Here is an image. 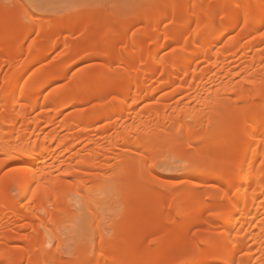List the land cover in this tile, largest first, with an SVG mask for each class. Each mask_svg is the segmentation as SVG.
Segmentation results:
<instances>
[{
	"label": "rangeland",
	"instance_id": "1",
	"mask_svg": "<svg viewBox=\"0 0 264 264\" xmlns=\"http://www.w3.org/2000/svg\"><path fill=\"white\" fill-rule=\"evenodd\" d=\"M23 1L26 3L28 10L34 12L37 18L48 17L50 14H56L61 19L64 18L67 26L64 27L65 32L63 35L67 38L62 39V41H65L64 44L51 52V54L39 60H33L38 54L39 48L47 49L55 43V36L39 35L38 25L35 26L34 32L24 42L21 34L9 33L10 42L6 45L0 44V54L4 55L3 51L5 50L18 51L21 45L24 47L25 52L12 65L3 64L0 70V88H6L5 86L13 79L14 75L29 63V67L25 70L22 77L21 86L22 88H33L34 94L26 98L25 103L28 105L36 101L42 103L43 100L52 94L60 92L59 99L62 100L60 105H44L45 107H42L43 104L40 105V103L31 112L29 120L30 122H34L37 118H42L43 120L37 128L38 130H36V139H39V141L46 140L49 137L54 139L53 142L49 143L51 144L50 154L43 162L42 167L47 170L48 179L58 181L62 185L56 189L58 202L46 196H41L36 201H31L30 196L22 197L20 186L11 177L12 173L23 170L19 165L20 161L10 160L11 157L0 151V256L3 251L12 252L9 258H0V264H16L21 258H24L23 264H28L27 260L31 257H36L40 262V259L45 254H48L50 258L44 264H87L88 258L94 249L102 242H105L106 248L104 253L96 258V264H104V262L107 264H185L194 256L198 247H205L203 241L211 234L214 233L217 242H220L228 229L222 225L220 220L213 217L214 213L211 210H206L204 212L205 223L196 224L188 230L172 232L170 241L161 248L160 253L145 263L133 261L134 251L132 249L126 251L123 248L129 238L142 239L153 247L157 242L165 238L166 231L171 230L173 226H179L184 223V212H182L181 216L175 218V222H168L173 212L172 208L167 205V199L170 197H175L178 202H181L184 196L192 195V197L202 199L208 205L221 204L218 200L219 197L224 191H228V185L235 181L233 173L224 171L222 181L202 178L195 172L203 165L201 158L192 159L189 157L195 150H202L204 156L209 158L205 163L211 162L212 159L217 157V154L227 156L225 158L226 162H231L241 143V136L246 123H239L235 134H226L227 123L225 121L216 123V113L219 110V104L227 100H232L233 103L230 110L227 111L229 114L241 113L245 104L243 101L238 100L237 96L233 94H221L216 106L212 109H202L205 122L203 121L195 127L196 140L191 146L181 147L177 150L163 149L157 153L154 177L150 175L141 176L143 182L152 191L159 193V195L141 205L132 203L134 196L131 195L130 187L125 182L128 177L127 173L116 175L115 172L109 171V168H107L119 162L116 158L118 153H122L126 156V159H130L133 162H137V160L142 158L143 150L141 147L133 144L121 148L114 146L121 133H125L126 127L134 123L137 124L135 114H132L131 119L127 122H118L117 125L109 124L107 121L89 125L86 120L80 121L81 118H79L82 113L91 112L103 104L105 106L111 105L115 98L119 99L125 80L118 76L112 79L101 77L107 60L89 56L94 52V48L86 44L90 35L79 37L77 32L71 30L73 24L81 16L93 11L96 15V22L100 25H105V27H108L113 22L121 25L125 22L133 21L128 29L130 36H133L141 34L145 30V23L136 21L135 18L137 16H143L149 12H163L165 9H169V5L172 2L179 3L181 1ZM253 1L255 6L260 3V0ZM11 3L12 0H0L1 28H5L7 25L12 26L14 23L17 24L18 20L20 22L23 19L22 16L17 20H12L13 22L10 20L7 23L5 21ZM207 5L215 8L222 7V5L212 1L207 3ZM47 17L45 18L47 19ZM221 17L222 15L217 13L215 18L220 21ZM49 18L47 20L50 21L52 17L50 16ZM170 25L171 22L169 20L164 21L161 25V34L158 39L160 44L167 38L165 31ZM240 26L228 33L229 35L224 36V41L222 40L223 43L221 42L218 48L223 47L227 41L238 37ZM263 37L264 24L257 34L248 36L245 39V43L253 44L256 38ZM145 44L148 46L147 54L150 55L153 52L154 44L149 41H146ZM253 45L252 48L246 51V54H241L236 59L231 60L228 65V67L238 72V76L233 79L235 83L244 82L242 76L253 70L261 71L260 80L261 83L264 82V62L262 64L258 62L259 56L264 57V41ZM111 47L118 56H123L127 50L126 43H111ZM176 51H179L178 45H173L163 49L161 54L163 56ZM115 61L113 70L115 75H119L122 72L123 64ZM206 65H201V68ZM249 65L252 68H249ZM66 67L70 68L64 78H60L42 88V85L51 78L59 76ZM86 77H92V80L82 83V79ZM161 78V76H157L155 81L151 82V86L144 91L141 96L144 101L142 100V103L137 106V111H142L143 108L153 103L158 106L159 101L163 100L164 96V99L169 98L167 93H171L172 88L154 90L159 85ZM247 86L244 84L245 89ZM105 92L111 93L112 96H108L105 100H94L87 105L77 104L69 106L64 104L75 98H83L91 94ZM171 94L170 97H174V99L166 104L161 103L160 106L164 109L168 118L176 119L183 108L180 102L183 100H181L183 93L172 96ZM1 100L0 93V102ZM252 102L255 105L263 104V100L260 98H255ZM19 111L17 107L16 112L18 113ZM0 112H2L1 104ZM46 117L52 121L50 124L45 121ZM212 120L214 123L211 126H207L206 122ZM186 122L188 120L181 119L178 123L169 122L167 124L171 134L167 143L176 134L177 124L183 127ZM86 125L87 127H84ZM8 128V126H5L4 131H7ZM63 141L67 143L63 144ZM94 151H102V156L97 160V167H82L81 160ZM137 177L134 173L132 179L135 180ZM80 179L85 182V187L82 190H76L73 188L74 183H78L79 181L77 180ZM70 182H73L72 188H68V183ZM213 197L217 199L213 200ZM17 199H21V202L15 208V212H13L11 211V202ZM184 204H187V202ZM16 212L21 215L31 216L32 227L29 226L30 220L28 218H20ZM52 217L57 220L50 222ZM140 224L141 227H137ZM156 224L163 227L154 229L153 226ZM6 234L16 236L17 239L7 241L5 240ZM239 238L237 229L233 230L230 235V250L235 249ZM26 247H28V250L24 251ZM173 251H179L181 254L170 262H163L164 258ZM245 253L246 251L244 250L237 251L236 259L241 260ZM147 257L148 253L143 252L141 258L145 259ZM211 258V255H206L202 256L201 260L205 262L204 264L206 262L207 264H224L222 262H214Z\"/></svg>",
	"mask_w": 264,
	"mask_h": 264
},
{
	"label": "bare ground",
	"instance_id": "2",
	"mask_svg": "<svg viewBox=\"0 0 264 264\" xmlns=\"http://www.w3.org/2000/svg\"><path fill=\"white\" fill-rule=\"evenodd\" d=\"M179 1L181 2H172L169 9H165L163 12H149L143 16H137L136 21L145 23V30L143 33L133 36L128 33L133 21L121 25L113 22L105 27V25L96 22V15L93 11L81 16L73 24L71 30L77 32L79 37L90 35L86 44L93 47L94 52L89 56L107 60L101 77L112 79L118 76L125 80L119 99L115 98L111 105L105 106L103 104L91 112L82 113L79 118H81L80 121L86 120L89 125L101 121L117 125L118 122H127L131 119L132 114H135L137 124L134 123L126 127L125 133H121L114 146L121 148L133 144L141 147L143 150L142 158L133 162L126 159L122 153H118L116 158L119 162L107 168L109 171L115 172L116 175L127 173L128 177L125 182L130 187V193L136 201L132 203L141 205L159 195L142 180L143 175H154L157 153L163 149L177 150L181 147L191 146L196 140L195 127L205 120L202 109H212L216 106L219 96L223 93L236 95L238 100L245 103L243 111L238 114H229L227 111L233 105L232 100L223 101L219 104L215 119L216 123L222 121L227 123L226 134H235L239 123H246L235 157L230 163H227L225 160L227 156L217 154V157L211 162L205 163L209 158L204 156L202 150H195L189 157L192 159L201 158L203 165L195 172L202 178L222 181L224 171L233 173L235 181L228 185L230 191H224L219 197L218 200L221 204L208 205L202 199L192 197V195L184 196L181 202H178L175 197H170L167 199V205L172 208L173 212L168 222H175V218L184 212V223L173 226L171 230L166 231L165 238L153 247L142 239L129 238L123 248L126 251L130 249L134 251L133 261L145 263L160 253L161 248L170 241L172 232L188 230L196 224L205 223L204 212L211 210L214 213L213 217L227 227V233L220 242H217L214 233L211 234L203 241L205 247H198L194 256L185 264H204L205 262L201 260V257L206 255H211L214 262L224 264H264V148L262 149L264 147V82L261 83L260 80L261 71L253 70L242 76L245 83H235L233 79L238 76V72L228 67L231 60L236 59L241 54H246V51L254 46L253 44L264 41L263 37L256 38L253 44L245 43V39L250 35L257 34L264 24V0H260L257 6L254 5L253 0ZM211 1L222 5V7L215 8L207 5ZM217 13L222 15L220 21L215 18ZM52 15L54 14L45 16L47 19H50L51 16L53 19L51 18L50 21L41 15V18H37L34 12L28 10L23 0H12L5 21L9 23L10 20L14 21V19L17 20L22 16L23 19L20 22L18 20L17 24L14 23L15 25H7L10 27H0V44L6 45L10 42L8 35L11 32L21 34L24 42L34 32L35 26L38 25L39 35L55 36L56 41L50 48H39L38 54L33 60H39L51 54L64 44L65 41L62 39L67 38L63 35L64 27L67 26L66 20L56 16V14L54 15L55 18ZM166 20H169L171 25L165 31L167 38L160 44L158 39L161 34V25ZM239 26L241 29L238 37L227 41L223 47L218 48L224 36ZM146 41L154 44L153 52L150 55L147 54ZM111 43H126L125 54L118 56L112 49ZM173 45H178L179 51L162 56V50ZM24 52L22 45L18 51H3L4 55L0 54V62H3L0 64V70L3 64L12 65ZM263 58V56H259L258 62L260 64L264 62ZM114 61L123 64L122 72L119 75H115L113 70ZM203 64L207 65L201 68ZM28 67L29 63L14 75L13 79L5 86L6 88H0L2 98L0 102L2 108V112H0V151L11 157L10 160L20 161L19 165L23 170L12 173L11 177L20 186L22 197L30 196L31 201H36L41 196H46L58 202L56 189L62 184L48 179L47 170L42 167L43 162L50 154L51 144L49 143L53 142L54 139L49 137L39 141L35 138L36 130L43 120L37 118L34 122H30L29 119L31 112L41 102L36 101L29 105L24 102L26 98L34 94L33 88H22L21 86L22 77ZM69 68H64L59 76L51 78L42 85V88L64 78ZM249 68L252 66L249 65ZM157 76L162 78L154 90L172 88L171 93L172 91L173 93H167L169 98L164 99V96L163 100L159 101L158 106L153 103L143 108L142 111H137V106L142 103V100L144 101V98L141 97L142 94L151 86V82H154ZM89 80H92V77L82 79V83ZM243 83L248 85L247 90ZM153 91L151 92L154 93L155 91ZM59 94L60 92L52 94L40 105L43 104L42 107L44 105H60L62 100L59 99ZM170 94L171 96L174 94H182L183 96L181 98L183 100L180 101L183 108L176 119L168 118L160 106L161 103L166 104L174 99V97H170ZM110 95L112 96L109 92L96 93L88 97L69 100L64 104L69 106L87 105L94 100H105ZM255 98L263 100V104L255 105L252 102ZM17 107L20 110L18 113L16 112ZM181 119L188 120V122L183 127L177 124L176 134L167 143L171 135L167 124L169 122L178 123ZM45 121L48 124L52 122L48 117ZM213 123V120L206 122L207 126H211ZM19 125L23 126V129ZM5 126L9 127L7 131H4ZM64 143L67 142L63 141ZM101 156L102 151H94L81 160V166L95 168L97 167V160ZM134 173L138 176L135 180L132 179ZM77 181L79 182L74 183V187L73 182L68 183V188L73 187L76 190H82L85 187V182L81 179ZM212 199L216 200L217 198L213 197ZM20 202L21 199L11 202V211L15 212V208ZM185 202L187 204H184ZM16 214L20 218H28L30 220L29 226L32 227L31 216L21 215L19 212ZM55 220L57 219L50 218V222H55ZM137 227H141V224ZM159 227L163 226L157 224L153 226L154 229ZM235 229H237L240 238L235 249L230 250V235ZM16 239V236L5 235L7 241ZM105 248V242L100 243L88 258L87 264H96V258L104 253ZM27 250L28 247L24 248V251ZM239 250L246 251L241 260L236 259V253ZM143 252L148 253V257L145 259L141 258ZM180 254L179 251H173L164 258L163 262H170ZM11 255V251H3L0 258H9ZM49 258L50 256L45 254L39 262L36 257H31L27 263L44 264ZM23 263L24 258H21L16 264Z\"/></svg>",
	"mask_w": 264,
	"mask_h": 264
}]
</instances>
